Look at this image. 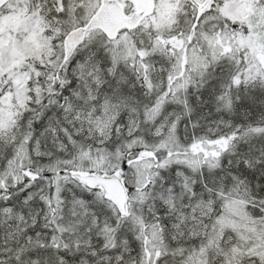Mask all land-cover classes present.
Here are the masks:
<instances>
[{
	"label": "snow or ice",
	"instance_id": "obj_1",
	"mask_svg": "<svg viewBox=\"0 0 264 264\" xmlns=\"http://www.w3.org/2000/svg\"><path fill=\"white\" fill-rule=\"evenodd\" d=\"M0 264H264V0H0Z\"/></svg>",
	"mask_w": 264,
	"mask_h": 264
}]
</instances>
